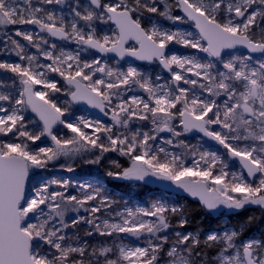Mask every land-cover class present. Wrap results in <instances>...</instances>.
<instances>
[{"label":"snow or ice","instance_id":"1","mask_svg":"<svg viewBox=\"0 0 264 264\" xmlns=\"http://www.w3.org/2000/svg\"><path fill=\"white\" fill-rule=\"evenodd\" d=\"M157 17L191 20L198 33ZM13 55L0 59L12 74L0 79V264H264V237H201L180 231L190 223L181 206L119 209L98 179L43 174L107 162L108 177L168 181L209 213L264 212V0H0V56ZM125 57L166 75L122 67ZM80 102L111 123L72 113ZM193 132L225 154L188 143ZM96 235L110 239L90 243Z\"/></svg>","mask_w":264,"mask_h":264},{"label":"rangeland","instance_id":"2","mask_svg":"<svg viewBox=\"0 0 264 264\" xmlns=\"http://www.w3.org/2000/svg\"><path fill=\"white\" fill-rule=\"evenodd\" d=\"M173 15H183L182 12L177 8L173 10ZM158 23H160L161 25H163L166 28H181L183 30L189 31V32H193V33H198L196 31V27L193 23L189 22V20H186L185 22H177L175 25L172 24L171 21L164 19L162 17H157L156 18ZM24 28H30L33 29L35 31V29L33 28V26H23ZM101 28L104 31H109V28L107 25H101ZM17 39H21L19 37H17ZM51 39V38H50ZM21 42L24 44H27V41H23L21 39ZM72 46V45H71ZM70 47V46H69ZM169 48L171 51L176 52L177 49L181 48V46L176 45V44H170ZM28 51L30 52H36V49L29 47ZM240 53H244L242 51L239 50ZM195 54L203 56V53H199L197 51V53L195 52ZM94 55H98L96 53H92L88 58H92V56ZM0 59H11L13 61L17 60V58L13 55L11 57H3L0 56ZM110 63H113V61H110ZM129 64L141 67L147 71H150L153 75L159 73V74H165L163 73V70L158 66V65H142V64H138V63H122L120 62V65L122 67H127ZM12 74H2L0 73V79H7L9 77H11ZM166 75V74H165ZM50 78H55L56 80L60 81V84H58V86L62 87V88H66V86L64 85L62 78H60L57 74L55 73H51L50 74ZM38 88L41 86H37ZM50 96H56V97H61L62 99H67L68 97L64 96V93H49ZM58 103H60V101H57ZM70 111L74 114H82V115H87V116H91L94 117L95 119L105 123V124H110L111 120L108 121H104L100 118H98L95 114L91 113L90 111L86 110V109H82L80 107L75 106L74 104L71 106ZM28 115L30 117H32L33 119H38V117H35V114L31 113L29 110ZM29 128H32V125H29ZM161 135H167L166 133H161ZM202 135H198V136H193L190 133L186 134V137H184L186 139V141L190 144L193 145H197V146H202L204 149H208V150H214L217 151L219 154H225V151L222 146L218 145V143L211 141L207 138H204L203 140L200 139ZM51 142L45 138H42V141H38L37 145L43 146V145H49ZM107 157L109 160L111 159H118L119 162L121 163V161H125L127 163L128 160L126 157H117V155L115 153H109L107 154ZM226 158V157H225ZM230 168L232 169H237L239 168V164L231 161L230 162ZM113 170L112 166L110 164H108L107 162H102L101 166H94V165H85V164H80L79 166L76 167V170L74 172H67V171H63V170H59L56 172H52V173H43L45 176L48 175H54L58 178H65V179H70L73 181H95V180H99L107 189V194L111 195L112 197H114L119 203L116 205L117 208L119 209H123L126 204L127 206L130 207H134L136 205H140V206H146L148 204H150L151 202L158 200V199H162L165 203L169 204V205H177V206H181L184 208L187 207L188 205V199L189 197L186 196L184 193L182 192H176L173 190H165L162 188H156L152 185H146V184H131V181H129V188L127 191H125L124 189H117L115 187H113V185L111 184L112 181H115V179H112L110 177H108L106 175V171L107 170ZM114 171V170H113ZM152 178V177H150ZM120 182V181H118ZM121 182H126L121 180ZM144 186H148V189L146 192L141 193V188ZM69 192L75 193L76 189L74 188H69ZM31 194V193H30ZM219 213L218 216H215L214 213H209L208 214L210 216H213L214 218L219 220V225L209 228L204 232L201 231H197V230H193L189 227V225L184 228V229H180V231H184V232H198L199 235L201 237L205 236L206 234H208L209 232H223L225 230H237L239 232H241L242 234L240 235L239 239L241 241L249 239V238H261L264 237V229L261 233H255L251 236L246 237L245 236V232L242 231L241 229H237L230 221V217L234 216L235 214H230L229 211H227L226 208L221 209L219 211H217ZM81 215H85L84 213H81ZM86 229V225H78L77 230L80 232L81 236H83V233ZM68 231L71 233L73 231L72 228H69ZM89 240L90 243H97V242H102L105 240H109V238L107 237H101V236H93V237H88L87 238Z\"/></svg>","mask_w":264,"mask_h":264},{"label":"trees","instance_id":"3","mask_svg":"<svg viewBox=\"0 0 264 264\" xmlns=\"http://www.w3.org/2000/svg\"><path fill=\"white\" fill-rule=\"evenodd\" d=\"M125 166L128 165L127 162L121 161ZM115 171V168L112 167ZM120 181V182H118ZM111 184L117 189H124L125 191L129 188V181L121 182V180L112 181ZM141 193L146 192L148 186L141 188ZM185 213L190 221L189 227L193 230L204 232L209 228L219 225V220L210 216L208 212L202 207L199 201L188 199V205L185 208ZM249 217H255L252 223H248ZM231 223L237 228L245 232V236H251L255 233H261L264 229V212L260 209H249L238 211L234 216L230 217ZM209 256L215 254V250H208Z\"/></svg>","mask_w":264,"mask_h":264},{"label":"water","instance_id":"4","mask_svg":"<svg viewBox=\"0 0 264 264\" xmlns=\"http://www.w3.org/2000/svg\"><path fill=\"white\" fill-rule=\"evenodd\" d=\"M182 14L184 15L183 12H182ZM189 22H191V23H193L195 25V23L193 21L189 20ZM196 31L198 32V29H196ZM239 50L242 51V52H245V50L243 48H240ZM120 62H122V63H138V64H142V65H154V64H148L147 62L138 61V60H136L135 58H132V57H125V59L123 61H120ZM74 105L77 106V107H80L82 109H86V110L90 111L91 113L95 114L98 118H100V119H102L104 121L110 120V117L109 116H105L98 109H94V108H92L91 106L87 105L84 102H80L79 104H74ZM190 134L193 135V136L202 135V134L196 133V132H193V133H190ZM233 161L236 162V163H238L235 160H233ZM131 184H146V185H152V186H154L156 188H162V189H165V190H173V191H176V192H182L185 195L189 196L190 198H192V199H194L196 201H199L198 198L191 197L188 193H186L183 190L177 188L175 185L171 184L168 181H163V180H159V179H156V178H150L149 177L147 179V181H145V182L131 181ZM247 208H249V209H259L257 207H253V206H248ZM227 211H229V213L231 215L238 212V211L229 210V209H227ZM214 215L215 216H218L219 213L218 212H215Z\"/></svg>","mask_w":264,"mask_h":264},{"label":"bare ground","instance_id":"5","mask_svg":"<svg viewBox=\"0 0 264 264\" xmlns=\"http://www.w3.org/2000/svg\"><path fill=\"white\" fill-rule=\"evenodd\" d=\"M70 47H75V46L74 45H72V46L70 45ZM176 52L177 53H180V54H188V53H195V52L197 53V50H194V49H185V48L181 47V48L177 49Z\"/></svg>","mask_w":264,"mask_h":264}]
</instances>
